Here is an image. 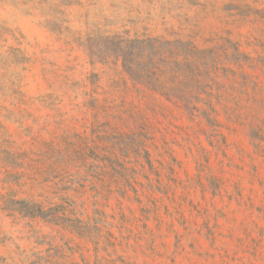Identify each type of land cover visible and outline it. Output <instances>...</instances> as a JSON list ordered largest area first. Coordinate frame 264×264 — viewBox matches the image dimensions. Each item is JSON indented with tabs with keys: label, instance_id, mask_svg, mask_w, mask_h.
<instances>
[{
	"label": "rangeland",
	"instance_id": "1",
	"mask_svg": "<svg viewBox=\"0 0 264 264\" xmlns=\"http://www.w3.org/2000/svg\"><path fill=\"white\" fill-rule=\"evenodd\" d=\"M0 264H264V0H0Z\"/></svg>",
	"mask_w": 264,
	"mask_h": 264
}]
</instances>
